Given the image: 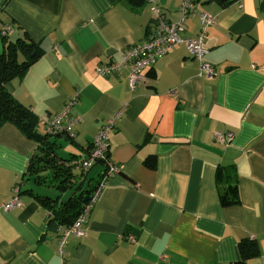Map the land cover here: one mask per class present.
<instances>
[{
    "label": "crops",
    "instance_id": "1",
    "mask_svg": "<svg viewBox=\"0 0 264 264\" xmlns=\"http://www.w3.org/2000/svg\"><path fill=\"white\" fill-rule=\"evenodd\" d=\"M154 1L177 20L181 0ZM196 8L217 18L202 44L214 76H199L198 62L176 45L130 90L125 72L99 77L95 68L147 40L149 4L0 0V32L10 28L0 34V53L17 39L40 50L7 83L9 93L43 121L78 94L75 136L56 139L65 159L85 157L102 122L118 116L108 156L119 168L98 193L84 235L70 236L59 256L48 212L33 197L20 194V207L2 209L18 183L22 192H44L21 182L35 144L11 125L0 128V264H240L244 239L258 251L244 264H264V0H199ZM198 32V17L188 18L182 36ZM227 131L229 146L214 142ZM92 169L97 178L103 167ZM225 180L235 183L237 204H220Z\"/></svg>",
    "mask_w": 264,
    "mask_h": 264
},
{
    "label": "trees",
    "instance_id": "2",
    "mask_svg": "<svg viewBox=\"0 0 264 264\" xmlns=\"http://www.w3.org/2000/svg\"><path fill=\"white\" fill-rule=\"evenodd\" d=\"M217 1L223 6L233 3V0ZM129 2L133 6H139L146 3V0H129ZM39 51L34 43L21 39L5 42L3 51L0 53V128L6 124L11 125L24 138L35 144L21 182H30L35 187L53 190L55 195L52 196L47 192L35 194L30 188H25L22 192L21 185L18 183L19 196L29 194L47 210L48 226L54 229L58 236L57 229L69 227L84 206L90 203L103 176L104 168L97 178H88L90 170L83 171L79 166L82 158L70 155L65 159L59 153L60 146L56 139L62 137L71 141L72 138L60 133H46L39 118L30 109L22 106L7 90V83L22 77L25 70L39 57ZM146 164L151 168L153 163ZM96 165L103 167L101 163ZM219 194L222 206L238 203L236 186L232 180H225ZM237 252L240 264H244L246 260L258 254L256 243L251 239L240 240L237 244Z\"/></svg>",
    "mask_w": 264,
    "mask_h": 264
},
{
    "label": "built area",
    "instance_id": "3",
    "mask_svg": "<svg viewBox=\"0 0 264 264\" xmlns=\"http://www.w3.org/2000/svg\"><path fill=\"white\" fill-rule=\"evenodd\" d=\"M146 3L149 4V11L154 15L153 31L150 36L145 42L126 48L122 52L119 61H108L98 65L95 68V74L99 77H109L125 72L128 88L134 90L136 86L146 82L147 78L144 76L145 71L151 68L158 58L167 54L172 47L182 45L186 49L190 59L198 62L199 76L208 78L214 76L215 73L212 65L204 59L206 52L202 44L206 30L214 26L217 18L206 11L198 10L196 6L199 4V0H181L177 9L178 18L176 21L167 19L161 9L155 4L154 0H146ZM193 16L198 17L199 32L195 37H183L185 22ZM9 33V26H4L0 32L2 38H6ZM171 93L173 94L174 92ZM77 100L78 94H75L65 102L61 112L54 114L47 121L39 119L46 133H60L72 139L74 138L75 134L73 130L81 121L79 116L72 114V109L76 105ZM117 118L118 116L108 118L102 122L96 135L92 139L85 157L79 162V166L83 171L90 170L94 165L101 163L104 168V173L98 187L93 193L90 203L84 206L81 213L69 227L59 228L57 241V253L59 256L63 255L67 239L70 236L80 238L84 235L81 227L86 224L87 216L91 211L98 193L106 185L108 178L119 173V168L111 162L108 156V137L115 128ZM233 137L234 135L230 131L216 132L213 135V140L220 145L229 146ZM11 195L9 202L2 206L4 211L21 206L19 186L16 185L11 189ZM126 239L130 243L134 242L132 235H127Z\"/></svg>",
    "mask_w": 264,
    "mask_h": 264
},
{
    "label": "rangeland",
    "instance_id": "4",
    "mask_svg": "<svg viewBox=\"0 0 264 264\" xmlns=\"http://www.w3.org/2000/svg\"><path fill=\"white\" fill-rule=\"evenodd\" d=\"M63 150H61V155H64L63 153ZM101 167V165H94L92 168H95V167ZM90 174L88 175L89 177L88 178H95V176H94V174H96L94 171H93V169L92 170H90V172H89ZM41 190H43L42 192H47V193H49V194H53V193H55L53 190H50V189H48V190H44L43 188H40Z\"/></svg>",
    "mask_w": 264,
    "mask_h": 264
},
{
    "label": "water",
    "instance_id": "5",
    "mask_svg": "<svg viewBox=\"0 0 264 264\" xmlns=\"http://www.w3.org/2000/svg\"><path fill=\"white\" fill-rule=\"evenodd\" d=\"M85 200H88V198H85Z\"/></svg>",
    "mask_w": 264,
    "mask_h": 264
}]
</instances>
